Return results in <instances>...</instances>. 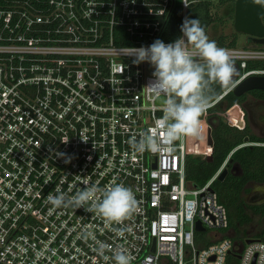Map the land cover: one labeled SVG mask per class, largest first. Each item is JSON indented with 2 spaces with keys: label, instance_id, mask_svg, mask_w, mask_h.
Segmentation results:
<instances>
[{
  "label": "built area",
  "instance_id": "1",
  "mask_svg": "<svg viewBox=\"0 0 264 264\" xmlns=\"http://www.w3.org/2000/svg\"><path fill=\"white\" fill-rule=\"evenodd\" d=\"M177 2L0 0V264H116L117 251L131 264H264V232L239 236L212 187L228 159L197 185L187 178V136L159 153L130 145L163 117L144 90L154 69L130 51L176 39ZM181 2L183 23L192 0ZM216 43L238 69L205 112L264 74L248 67L264 60V45ZM255 143L264 145H242ZM112 184L136 200L122 224L48 200L56 189Z\"/></svg>",
  "mask_w": 264,
  "mask_h": 264
},
{
  "label": "clouds",
  "instance_id": "2",
  "mask_svg": "<svg viewBox=\"0 0 264 264\" xmlns=\"http://www.w3.org/2000/svg\"><path fill=\"white\" fill-rule=\"evenodd\" d=\"M255 3L264 5V0H255ZM180 31L181 35L171 43L156 40L146 48L130 51L135 56L134 63L147 62L154 69L153 79L144 90L159 101L163 112L154 128L141 132L139 139L132 137L130 145L136 152H163L171 149L178 139L197 136L200 117L212 99L209 95L212 86L229 88L233 85L236 67L229 50L210 40L198 19L185 17ZM48 200L55 208L83 207L86 212L102 216L108 225L122 224L136 207L132 190L123 184L105 188L90 185L74 195L56 189L54 195L49 194ZM115 231L123 235L126 229ZM114 259L116 264H131L132 257L117 251Z\"/></svg>",
  "mask_w": 264,
  "mask_h": 264
},
{
  "label": "trees",
  "instance_id": "3",
  "mask_svg": "<svg viewBox=\"0 0 264 264\" xmlns=\"http://www.w3.org/2000/svg\"><path fill=\"white\" fill-rule=\"evenodd\" d=\"M232 1L235 8L236 0ZM213 4L214 0H192L187 9V17L198 19L206 34H208L214 23L221 21V17L213 12ZM182 20L183 6L181 0H178L169 29V39L179 37ZM238 35L239 32L234 31L228 35L219 34L211 40L222 45L237 46ZM257 45L254 44L253 46ZM260 46L263 45L260 44ZM248 67L264 68V60L249 61ZM225 89L218 84H214L212 91L209 93L212 96L211 100L220 95ZM248 93L264 99L263 89H253L240 96L230 90L224 96L227 101L226 112L228 117L222 114L218 117L216 124L208 123L209 115L213 111L218 113L211 107L200 117L199 134L197 136H187V178L195 184L202 185L206 183L228 159L226 163L229 169L228 174L223 180L216 178L212 183V187L218 194L219 200L228 208L232 226L248 224L253 220L252 214L248 211V205L242 197L246 184L250 181L264 183V145L256 143L242 145L247 136L250 139L249 142H264V136L252 132L246 110L242 104ZM230 113L233 116L232 120L229 118ZM204 137L208 140V154L206 157L196 156L191 152V147L196 141ZM237 165L241 168L240 173L232 170ZM221 183L222 190L219 187ZM249 208L254 213L264 215V206L251 205ZM262 232H264V228Z\"/></svg>",
  "mask_w": 264,
  "mask_h": 264
},
{
  "label": "rangeland",
  "instance_id": "4",
  "mask_svg": "<svg viewBox=\"0 0 264 264\" xmlns=\"http://www.w3.org/2000/svg\"><path fill=\"white\" fill-rule=\"evenodd\" d=\"M232 0H214V6H213V12L218 17H221V21H218L214 23L208 32V37L213 39L214 37H217L219 34H231L235 30L234 27V11L235 8L232 4ZM230 36V35H229ZM239 47L242 46H253L251 42H249L248 35L242 32H239L238 35V44ZM257 45V44H256ZM257 46H260L258 44ZM249 106H251V113L252 118H259L260 121L264 122V101L261 103L260 106L257 103V99L253 97V95H247V99L245 101ZM226 106L227 101L225 99H222L220 103H218L216 106L213 107L217 112L213 111L209 117L207 122L210 124H216L218 121V117L220 115H226ZM257 115H260L259 117ZM228 117V116H227ZM230 120L233 119L232 114H229ZM264 132V131H263ZM208 151V140L206 137L196 141V143L191 147V152L196 156L206 157ZM233 171L240 173L241 168L239 165L233 167ZM220 190H222V183L219 185ZM244 202H246L248 205H252L255 203H259L262 199H264V183H257L255 181H250L247 183L245 190L242 194ZM248 211L252 214L253 220L244 225H236V231L238 235H245V234H253L255 236H258L262 232V229L264 228V222L263 214L261 213H254L251 210L248 209Z\"/></svg>",
  "mask_w": 264,
  "mask_h": 264
},
{
  "label": "water",
  "instance_id": "5",
  "mask_svg": "<svg viewBox=\"0 0 264 264\" xmlns=\"http://www.w3.org/2000/svg\"><path fill=\"white\" fill-rule=\"evenodd\" d=\"M234 27L238 32L249 35L256 44H264V5L255 3V0H236L234 13ZM253 89L264 90V74H251L237 83L232 91L237 95H243ZM250 139L247 136L245 142ZM228 167L224 166L218 175L223 180L228 174ZM198 229H202L200 222ZM251 241V239H249Z\"/></svg>",
  "mask_w": 264,
  "mask_h": 264
},
{
  "label": "crops",
  "instance_id": "6",
  "mask_svg": "<svg viewBox=\"0 0 264 264\" xmlns=\"http://www.w3.org/2000/svg\"><path fill=\"white\" fill-rule=\"evenodd\" d=\"M254 97V96H253ZM257 103L261 106L262 104L257 101ZM243 104V103H242ZM244 106H246L247 110L249 111V115H250V119H249V124L251 125V129H252V132H254L255 134L257 135H261V136H264V122L260 121V115H257L259 118H252V113H251V106H249L248 104L246 105V103L244 102Z\"/></svg>",
  "mask_w": 264,
  "mask_h": 264
},
{
  "label": "flooded vegetation",
  "instance_id": "7",
  "mask_svg": "<svg viewBox=\"0 0 264 264\" xmlns=\"http://www.w3.org/2000/svg\"><path fill=\"white\" fill-rule=\"evenodd\" d=\"M248 39H249V42H251L252 44H256V43H254L250 38H249V35H248ZM261 45H264V44H261ZM235 67H236V71H237V65L235 64ZM249 92V91H248ZM253 95L252 93H248L247 95ZM254 96V95H253ZM254 98L255 99H257V101H259V102H263L264 101V99H261V98H257L256 96H254ZM246 99H247V97H246ZM246 99L243 101V106L245 105L244 104V102L246 101ZM246 103V102H245ZM246 105H247V103H246ZM244 108H245V110H246V113H247V118H248V121H249V119H250V115H249V111L247 110V108H246V106H244ZM252 115V114H251ZM249 183V182H248ZM247 185V184H246ZM246 203V202H245ZM246 205H248L247 203H246ZM252 205H258V206H264V199H262L259 203H255V204H252ZM249 206H251V205H248V209L249 210H251L250 208H249ZM262 221L264 222V216H263V219H262ZM241 225H244V224H241ZM234 228H235V230H236V227L234 226Z\"/></svg>",
  "mask_w": 264,
  "mask_h": 264
}]
</instances>
